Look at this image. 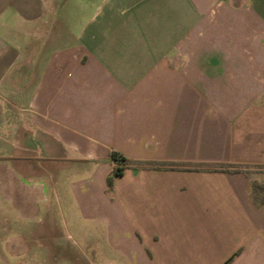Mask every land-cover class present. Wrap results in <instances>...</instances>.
Returning a JSON list of instances; mask_svg holds the SVG:
<instances>
[{
  "label": "crops",
  "instance_id": "1",
  "mask_svg": "<svg viewBox=\"0 0 264 264\" xmlns=\"http://www.w3.org/2000/svg\"><path fill=\"white\" fill-rule=\"evenodd\" d=\"M247 2L0 0V218L54 222L63 198L86 264H264V0ZM113 149L144 163L109 188Z\"/></svg>",
  "mask_w": 264,
  "mask_h": 264
},
{
  "label": "rangeland",
  "instance_id": "2",
  "mask_svg": "<svg viewBox=\"0 0 264 264\" xmlns=\"http://www.w3.org/2000/svg\"><path fill=\"white\" fill-rule=\"evenodd\" d=\"M230 1L236 10L248 3L247 0ZM42 166L48 167L46 162H42ZM258 169L264 170V166L252 168L253 171ZM56 185L62 195L63 188ZM62 209L59 220L55 219L54 222L46 219L38 223H25L15 218L17 223L12 224L1 217L0 264H86L84 232L77 230L76 219L69 213L63 198ZM78 220L84 224L79 216Z\"/></svg>",
  "mask_w": 264,
  "mask_h": 264
},
{
  "label": "trees",
  "instance_id": "3",
  "mask_svg": "<svg viewBox=\"0 0 264 264\" xmlns=\"http://www.w3.org/2000/svg\"><path fill=\"white\" fill-rule=\"evenodd\" d=\"M111 155L114 159V165L111 173L108 176L107 183L109 188L113 186V180L117 177L123 174L124 170L128 166L137 167L140 166L142 161L138 160H132L131 158L127 157L123 153L112 150ZM162 163H157L156 165H159ZM241 168L239 166L235 167V171H239ZM246 173L249 174V171L247 169H243ZM251 195L253 198V201L257 205H261L264 202V182L253 179L251 183ZM240 250H236L230 257H228L222 264H230L234 258L240 253Z\"/></svg>",
  "mask_w": 264,
  "mask_h": 264
}]
</instances>
